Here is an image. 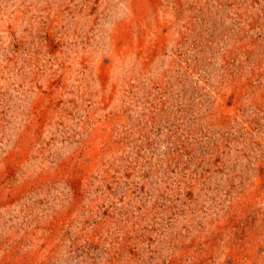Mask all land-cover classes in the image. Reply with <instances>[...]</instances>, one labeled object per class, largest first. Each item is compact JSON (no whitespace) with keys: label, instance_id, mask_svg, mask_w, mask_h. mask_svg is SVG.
<instances>
[{"label":"rangeland","instance_id":"obj_1","mask_svg":"<svg viewBox=\"0 0 264 264\" xmlns=\"http://www.w3.org/2000/svg\"><path fill=\"white\" fill-rule=\"evenodd\" d=\"M0 264H264V0H0Z\"/></svg>","mask_w":264,"mask_h":264}]
</instances>
